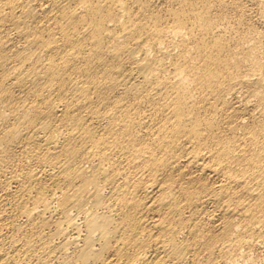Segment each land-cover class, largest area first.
Returning <instances> with one entry per match:
<instances>
[{"label":"bare ground","instance_id":"1","mask_svg":"<svg viewBox=\"0 0 264 264\" xmlns=\"http://www.w3.org/2000/svg\"><path fill=\"white\" fill-rule=\"evenodd\" d=\"M0 264H264V0H0Z\"/></svg>","mask_w":264,"mask_h":264}]
</instances>
